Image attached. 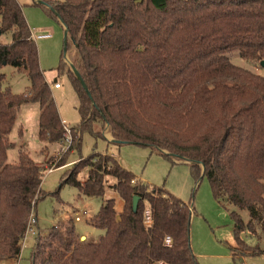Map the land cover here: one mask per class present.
Returning a JSON list of instances; mask_svg holds the SVG:
<instances>
[{
    "label": "trees",
    "instance_id": "trees-1",
    "mask_svg": "<svg viewBox=\"0 0 264 264\" xmlns=\"http://www.w3.org/2000/svg\"><path fill=\"white\" fill-rule=\"evenodd\" d=\"M42 1L67 34L56 72L64 73L77 97L75 144L78 128L93 132L94 123L115 143L150 146L173 163L187 164L195 181L208 180L215 200L248 213L246 222L238 211L230 213L232 259L264 254V245L251 246L241 237L246 231L264 240V75L231 60L234 52L258 66L264 59V0ZM0 34L9 36L0 42L1 261L20 255L48 169L23 145L17 159L7 162L21 105L38 103L41 141L60 142L65 131L17 0H0ZM67 50L75 72L64 69ZM4 65L26 74L23 92L3 86ZM65 183L84 197L112 192L90 220L104 233L96 241L81 240L72 218L53 224L36 238L29 264H199L191 248L190 206L163 187L138 181L116 158L93 152L65 172L60 186ZM238 246L245 248L239 256Z\"/></svg>",
    "mask_w": 264,
    "mask_h": 264
},
{
    "label": "rangeland",
    "instance_id": "rangeland-1",
    "mask_svg": "<svg viewBox=\"0 0 264 264\" xmlns=\"http://www.w3.org/2000/svg\"><path fill=\"white\" fill-rule=\"evenodd\" d=\"M17 1L22 6L24 16L34 35L50 34L48 38H36L40 66L51 85L54 79L61 85L60 89L53 88L52 92L60 117L69 129V132L64 129L66 135L60 142L48 144L41 141L37 137L39 105L28 102L21 105L15 124L9 133L10 141L16 143L7 152V162H14L17 159L21 145L27 148L31 158L37 163L47 162L48 169L45 170L41 183L44 197L37 200L33 209V214L37 217V224L34 227L38 229L39 236H44L53 224L67 222L68 218L73 217L75 211L86 213L80 221H74L75 229L81 234L80 237L85 236L87 241H96L104 233L101 228L91 225L90 220L97 213L104 198L111 196L112 192H106L103 197H84L73 185L65 183L60 186V184L64 180L65 172L72 169L74 163L79 164L80 159L93 152H99L102 155L112 153L113 156H109L116 158L122 167L135 174L138 181L146 182L149 186L163 187L192 208L190 241L199 264H264V254L246 252L242 258L232 259L231 250L236 243L233 237L234 221L230 213L233 210L238 211L244 222L248 220V213L246 210H237L229 202L215 200L208 180L202 177L195 181L187 164L173 163L159 152L152 151L150 146L108 142L104 137L109 136V131L102 130L99 124L94 123L93 132L78 128L79 145L75 144L77 138L73 136L71 128L79 127L80 122L76 109L77 97L64 73L59 77L56 73V67L60 63L64 50V28L50 13L49 6L38 0ZM6 41H9V36L0 34V42ZM231 60L253 72L264 74L261 67L240 58L236 52L232 53ZM64 65L65 71L68 68L71 69L70 50L64 51ZM1 72L5 74L3 86L10 87L12 92L21 93L29 84L26 74L11 65H4ZM20 128L23 132L19 136ZM96 132H99V135H95ZM66 137L74 139L69 142ZM44 145H47L48 152ZM44 154L45 156H42ZM60 159L64 160L65 165L58 168L51 165V162L55 163ZM49 169L52 170L49 171ZM86 174L87 169L80 171L79 179L83 180ZM120 207L121 202L116 199V209L119 210ZM37 237L38 234H27L18 261L12 264H29V256ZM241 237L251 246L257 243L259 246L264 245L263 238L259 241L256 236L246 231L241 233ZM235 252L239 256L241 252H245V248L238 246ZM0 264H10V262L2 260Z\"/></svg>",
    "mask_w": 264,
    "mask_h": 264
},
{
    "label": "built area",
    "instance_id": "built-area-1",
    "mask_svg": "<svg viewBox=\"0 0 264 264\" xmlns=\"http://www.w3.org/2000/svg\"><path fill=\"white\" fill-rule=\"evenodd\" d=\"M47 36H49V35L48 34H41V35H39V37H47ZM53 86H54V88H59L60 87V84L57 81H55V83L53 84ZM63 128L67 132H69V129H68V127L66 126V124L64 122H63ZM65 135L66 134H64V136ZM66 140L70 142L72 140V137H71V139H70V137H66ZM50 170H52V169H49V171ZM133 182H135V181L133 180ZM33 209L31 210V213L29 214L28 219H27V226H26V229H25V232H24V235H23L22 245L24 244V242L26 240L27 234H31V235L38 234L39 235L38 229L36 230L35 227H34L37 224V217H36V215L33 214ZM85 214H86L85 211H82V212L75 211L73 213L72 219H73V221H80L82 219V216H84ZM144 218H145V222L146 223H149L150 222V213H149V210H145V216H144ZM165 242L166 243H169L170 242V238L169 237H166L165 238Z\"/></svg>",
    "mask_w": 264,
    "mask_h": 264
},
{
    "label": "crops",
    "instance_id": "crops-1",
    "mask_svg": "<svg viewBox=\"0 0 264 264\" xmlns=\"http://www.w3.org/2000/svg\"><path fill=\"white\" fill-rule=\"evenodd\" d=\"M62 25V24H61ZM30 26V25H29ZM62 27H63V25H62ZM64 28V27H63ZM31 32H32V34H33V38L35 39V41H36V38H38V39H43V38H48V37H50V34H48L49 36H47V37H39V35H41V34H39V35H37V36H35L34 35V33H33V30H32V28H31ZM37 44V43H36ZM38 47V46H37ZM38 53H39V51H38ZM39 63H40V60H39ZM72 69V68H71ZM44 71V70H43ZM57 73V72H56ZM262 75H264V74H262ZM44 76H45V79L47 80V82L48 83H50L49 81H48V77L45 75V71H44ZM55 81H56V79H54L53 80V84L55 83ZM53 84L51 85V88L53 89L54 88V86H53ZM61 88V85H60V87L59 88H54V89H60ZM53 91V90H52ZM53 93V92H52ZM54 97V96H53ZM58 113H59V111H58ZM39 115V114H38ZM59 116H60V114H59ZM61 118V117H60ZM62 120V119H61ZM62 122H63V120H62ZM22 129L20 128L19 129V136L20 135H22ZM108 142H113V138L110 136V133H109V136H106L105 135V137H104ZM14 143H16V142H14ZM113 143H115V142H113ZM45 150H47V147H46V149ZM47 152H48V150H47ZM108 154V153H107ZM108 155H112L113 156V154L111 153V154H108ZM42 156H45V154L44 155H42ZM115 157V156H114ZM177 163V162H176ZM178 163H181V162H178ZM188 166V165H187ZM137 177V176H136ZM138 178H140V177H138ZM141 179V178H140ZM143 181V180H142ZM148 184V183H147ZM151 185V184H150ZM178 197V196H177ZM181 199V198H180ZM182 200V199H181ZM184 201V200H183ZM191 208V207H190ZM192 208H191V219H192ZM76 232L79 234V235H81L77 230H76ZM84 239H86V237L84 236ZM191 248H192V245H191ZM22 250V249H21ZM192 251H193V248H192ZM232 252V251H231ZM21 253V252H20ZM193 253H194V255L196 256V253L193 251ZM231 255H232V253H231ZM20 256V255H19ZM19 256L17 257V258H8V259H3V260H7V261H9L10 262V264H12V263H14V262H16V261H18V258H19ZM196 258H197V256H196ZM2 261V260H1Z\"/></svg>",
    "mask_w": 264,
    "mask_h": 264
},
{
    "label": "water",
    "instance_id": "water-1",
    "mask_svg": "<svg viewBox=\"0 0 264 264\" xmlns=\"http://www.w3.org/2000/svg\"><path fill=\"white\" fill-rule=\"evenodd\" d=\"M38 2H40V3L44 4V5H46L42 0H38ZM47 6H48V5H47ZM66 36H67L66 31H64V42H65V40H66ZM259 66L264 70V59H262V60L259 61ZM71 68H72V70L75 72V69H74V67H73L72 65H71ZM137 201H138V197H137V196H134V197H133V202H132V203H133V208H134V209L136 208ZM80 239L83 240V239H84V236H81Z\"/></svg>",
    "mask_w": 264,
    "mask_h": 264
}]
</instances>
